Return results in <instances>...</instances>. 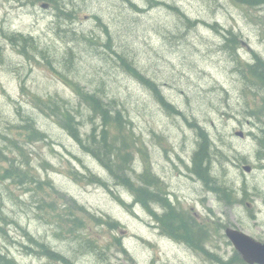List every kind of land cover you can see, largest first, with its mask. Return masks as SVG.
Returning <instances> with one entry per match:
<instances>
[{"label": "rangeland", "instance_id": "374dc122", "mask_svg": "<svg viewBox=\"0 0 264 264\" xmlns=\"http://www.w3.org/2000/svg\"><path fill=\"white\" fill-rule=\"evenodd\" d=\"M153 1L0 0V148L6 157L0 169L14 163L27 176L22 185L0 181L3 255L20 264H66L43 255L32 237L70 264H225L212 257L243 264L226 228L264 241V88L240 71L254 53L264 60V5ZM228 30L237 36L232 45ZM117 54L178 112L125 71ZM73 83L98 94L114 117L121 111L130 124L139 147L133 145L131 169L120 175L138 184L148 164L161 181L153 190L202 229L195 238L211 256L189 237L165 232L156 217L167 207L134 202L121 180L64 128L60 107L75 116L84 139L102 126ZM30 119L46 140H29L24 126ZM196 125L214 145L211 185L193 171ZM91 174L107 184H90ZM76 217L82 222L74 224ZM59 219L69 220L63 230Z\"/></svg>", "mask_w": 264, "mask_h": 264}, {"label": "trees", "instance_id": "16d2710c", "mask_svg": "<svg viewBox=\"0 0 264 264\" xmlns=\"http://www.w3.org/2000/svg\"><path fill=\"white\" fill-rule=\"evenodd\" d=\"M39 1V0H35ZM154 2L153 0H150ZM236 2L249 6V7H258L264 5V0H235ZM178 10V8H174ZM21 37L20 41H27L25 37L22 35H18ZM226 42H229L230 45L236 43L237 36L230 30L227 31L225 36ZM234 48V47H232ZM120 58L121 64L124 67V70L127 71L130 75L138 79L139 81L150 86L152 91L156 94L157 98L161 103L165 106L166 109L178 112L170 103H168L163 95L161 94L158 86L147 79L137 68V66L125 55L117 54ZM255 57L252 63H245L241 66L240 71L242 74L249 78L250 81L256 82L261 87L264 88V60L256 53H254ZM73 87L76 88L75 92L78 94L84 104L90 108L93 113V116L99 118L102 122V126L100 130H97V127L93 128V131L88 134L87 138H83V134L79 130V122L76 121L75 116L69 111L63 110L60 107V112L62 113V124L64 128H66L70 134L77 140V142L81 145V147L88 153L92 154L95 158H97L102 165L108 169L109 173L116 179L121 180L120 183L127 187L130 190L134 197V202L143 205L149 208V204L152 202H161L167 207V211L156 217L162 223L163 229L170 236L174 238H188L192 244L198 243L195 240V235L199 232L200 227L191 220L190 216H186L179 212H176V207L172 206L168 199H162L158 193L153 190V187H160L161 181L159 177L151 172V169L148 164L145 165L144 171L137 176L138 184L133 182L130 178H127L124 174L120 175V173H124L125 170L131 169L132 165V156L131 149L133 145L139 147L137 138L134 136L133 130L129 126H127L125 122V118L121 111L117 112V115L114 117V112L111 109L110 105L104 101L102 97L95 93H89L84 91L78 84H72ZM264 107V98L262 100ZM42 104H46V102H42ZM49 107V106H48ZM112 111V114H111ZM58 115V114H57ZM113 115V116H112ZM59 116V115H58ZM33 120H27V124L24 126L27 131V136L30 141L34 140H46V134L38 129V127L33 124ZM111 125V128H108ZM196 129H198V136L200 138V144L197 148V151L193 156V171L197 174L201 179L205 181L206 184H212L215 182L214 177L211 175L212 170V153L214 152V145L209 136V134L200 127L196 125ZM111 130L115 131L118 137H111ZM37 136V137H36ZM4 152L3 149L0 148V163L3 161ZM26 173H23L18 166H15L14 163L10 165V168H1L0 169V181L6 180H16L20 185L26 183ZM90 184H107V181H104L99 176H95L91 174ZM220 189V187H219ZM223 193H225V198L228 200L229 197L226 194V189H220ZM62 196H66L62 193ZM160 197V198H159ZM165 198V197H164ZM72 199V198H70ZM75 203L76 201L72 199ZM50 206H56L53 202L49 203ZM67 210H70V205L67 204ZM81 210L83 207H80ZM57 223L61 230L65 225H69V220H58ZM82 222V220L77 217L73 219V223L77 224ZM110 223V222H106ZM194 236V238H193ZM192 237V238H190ZM31 241L36 243L37 246L41 249L42 254L53 259L55 261H62L66 264H70L72 261L68 259L65 255L58 251H54L47 244L42 242H36L32 237H30ZM207 256H211L207 251H204ZM212 259L216 260L220 263H225L217 257H212ZM0 264H20L15 259L8 257L7 255H3L0 252Z\"/></svg>", "mask_w": 264, "mask_h": 264}, {"label": "water", "instance_id": "95a60500", "mask_svg": "<svg viewBox=\"0 0 264 264\" xmlns=\"http://www.w3.org/2000/svg\"><path fill=\"white\" fill-rule=\"evenodd\" d=\"M44 9L49 7V4H43ZM242 137L243 133H238ZM247 172H250L251 167H245ZM226 235L238 250L243 260L248 264H264V243L254 240L244 232L235 229L227 228Z\"/></svg>", "mask_w": 264, "mask_h": 264}, {"label": "flooded vegetation", "instance_id": "af4514ba", "mask_svg": "<svg viewBox=\"0 0 264 264\" xmlns=\"http://www.w3.org/2000/svg\"><path fill=\"white\" fill-rule=\"evenodd\" d=\"M252 237V236H251ZM197 241H198V243L196 242V244L194 245L193 244V246H195V247H197V248H199V249H202L203 251H208V252H212L211 250H209V248H207L206 246L204 247L201 243H199L200 241H201V239L199 238V239H197ZM264 242V241H263ZM205 249H204V248ZM240 257V256H239ZM222 260V259H221ZM240 261L243 263V264H246V263H244L243 262V260L240 258Z\"/></svg>", "mask_w": 264, "mask_h": 264}]
</instances>
